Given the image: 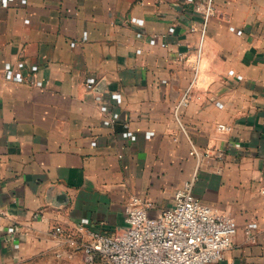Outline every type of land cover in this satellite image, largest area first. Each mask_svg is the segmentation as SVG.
I'll use <instances>...</instances> for the list:
<instances>
[{"label":"crops","instance_id":"0c3cea01","mask_svg":"<svg viewBox=\"0 0 264 264\" xmlns=\"http://www.w3.org/2000/svg\"><path fill=\"white\" fill-rule=\"evenodd\" d=\"M185 183L235 225L209 264H264V0H0V264Z\"/></svg>","mask_w":264,"mask_h":264},{"label":"built area","instance_id":"2783aa9c","mask_svg":"<svg viewBox=\"0 0 264 264\" xmlns=\"http://www.w3.org/2000/svg\"><path fill=\"white\" fill-rule=\"evenodd\" d=\"M186 105L187 99H183L176 109ZM218 130L229 128L219 125ZM125 215L127 226L122 233L87 232L88 242L82 246L87 262L209 264L222 259L236 232L230 217L195 198L191 183H185L159 215L149 216L138 199L128 204Z\"/></svg>","mask_w":264,"mask_h":264},{"label":"rangeland","instance_id":"374dc122","mask_svg":"<svg viewBox=\"0 0 264 264\" xmlns=\"http://www.w3.org/2000/svg\"><path fill=\"white\" fill-rule=\"evenodd\" d=\"M149 216L154 217L152 215ZM87 259L83 250L56 249L52 251V253L41 257L16 262L13 261L6 264H102L98 259H94L93 262H87Z\"/></svg>","mask_w":264,"mask_h":264}]
</instances>
